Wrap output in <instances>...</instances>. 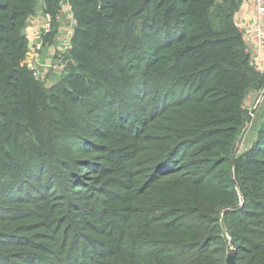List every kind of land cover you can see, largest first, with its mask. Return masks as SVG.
<instances>
[{"label":"trees","instance_id":"trees-1","mask_svg":"<svg viewBox=\"0 0 264 264\" xmlns=\"http://www.w3.org/2000/svg\"><path fill=\"white\" fill-rule=\"evenodd\" d=\"M36 1L41 54L65 4L76 21L47 80L21 34ZM245 1L0 0V264H264Z\"/></svg>","mask_w":264,"mask_h":264},{"label":"crops","instance_id":"crops-1","mask_svg":"<svg viewBox=\"0 0 264 264\" xmlns=\"http://www.w3.org/2000/svg\"><path fill=\"white\" fill-rule=\"evenodd\" d=\"M44 18H45V14L43 11V6L42 4H40V2H38V5L36 6L35 14L32 17H30V19L28 20V25L26 29L27 30L26 35L29 40V45H33L40 42L41 33L44 25ZM238 20L239 23H241V29L243 31L247 47L251 51L255 59L254 61L255 65L259 70L264 69V50H258L256 48L255 42L252 38V34L250 31L257 20V15L253 6V0L245 1L239 12ZM59 24H60V30H59L60 32L58 34L57 43L52 46H46L44 48L45 51L42 52L41 61L43 64L48 62V61L44 62V58H51L52 55L56 57L59 49V41L64 40L68 35L69 29L71 28V12L69 9V5L66 4L64 5L60 16ZM48 50L51 52H49Z\"/></svg>","mask_w":264,"mask_h":264},{"label":"built area","instance_id":"built-area-1","mask_svg":"<svg viewBox=\"0 0 264 264\" xmlns=\"http://www.w3.org/2000/svg\"><path fill=\"white\" fill-rule=\"evenodd\" d=\"M253 6H254V9H255V12L257 15V20H256L255 24L253 25V27L251 28L250 31L252 34V38L255 42L256 48L258 50H264V0H253ZM69 9L71 12V28L69 29V32H68L66 39L59 41V49H58V53L56 55L57 63H53V62H51V64L50 63H44V64L42 63V61H41L42 43L41 42L31 45V48L29 49L28 54H30V58L26 60V65L31 70L35 71V76H38L43 80H47L48 74H45L47 72L44 73L43 71H41V67L46 66L48 69L51 70L50 73L56 72L57 74L62 73L66 68V65L64 62V56L72 48V36L74 33V28L76 26V21L73 17V13H72L70 6H69ZM61 13H60V16H61ZM58 19L60 20V17H58ZM240 27H241V23H240ZM51 30H52V17L49 15H45L44 25H43L42 31L44 33L45 32L49 33ZM251 55H252V53H251ZM254 61H255V59L252 55V61L251 62L253 65H255ZM259 71L264 72V69H260Z\"/></svg>","mask_w":264,"mask_h":264},{"label":"rangeland","instance_id":"rangeland-1","mask_svg":"<svg viewBox=\"0 0 264 264\" xmlns=\"http://www.w3.org/2000/svg\"><path fill=\"white\" fill-rule=\"evenodd\" d=\"M238 24L240 26L239 20H238ZM38 43H40V42H38ZM44 48H43L42 52L45 51ZM49 52H51V51H49ZM48 55H50V54H48ZM46 61H48V62H46ZM44 62L50 63V64H51V62L57 63V59H56V57H54V55H52L51 58H44ZM41 71H43L44 73L47 72L45 74H48V75L51 72V70L48 69L46 66L41 67ZM56 74L53 75V76H56ZM52 83H53V81L50 80V82H47L46 84H47V86H50ZM256 90L257 89L251 90V94L249 95V97H247V100H246V108L250 112V118H249L248 125L246 126V128L243 131L242 139H241L240 144L238 146V150H242L246 146H248L251 143H253V141L255 139V136H256L255 123H257V121H258L257 112H258V109H259L258 107L261 104L262 98H263L262 97L263 96V92H258ZM254 94H256V95H254Z\"/></svg>","mask_w":264,"mask_h":264},{"label":"water","instance_id":"water-1","mask_svg":"<svg viewBox=\"0 0 264 264\" xmlns=\"http://www.w3.org/2000/svg\"><path fill=\"white\" fill-rule=\"evenodd\" d=\"M146 1L149 2L150 0H146ZM34 5L37 6L38 5V1H36ZM26 33H27V30L26 29H23L22 32H21L22 36H26ZM30 48H31V45H29V49ZM29 58H30V54L27 55V59H29ZM254 89H257V85L256 84L253 86L252 90H254ZM262 97H264V93H263V96ZM226 263L227 264H238L235 261L234 251H232V253H230L228 255V258L226 260Z\"/></svg>","mask_w":264,"mask_h":264}]
</instances>
